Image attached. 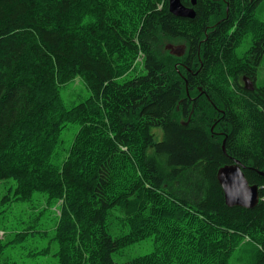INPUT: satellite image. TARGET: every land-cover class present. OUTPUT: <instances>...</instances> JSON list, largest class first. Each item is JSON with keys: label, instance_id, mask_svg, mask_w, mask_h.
<instances>
[{"label": "trees", "instance_id": "trees-1", "mask_svg": "<svg viewBox=\"0 0 264 264\" xmlns=\"http://www.w3.org/2000/svg\"><path fill=\"white\" fill-rule=\"evenodd\" d=\"M181 2L193 18L168 0H0V180L6 199L59 204L56 264H229L248 243L264 264V0ZM76 77L91 95L67 107ZM235 159L253 208L225 203L216 174ZM149 237L154 251L114 261Z\"/></svg>", "mask_w": 264, "mask_h": 264}, {"label": "rangeland", "instance_id": "rangeland-1", "mask_svg": "<svg viewBox=\"0 0 264 264\" xmlns=\"http://www.w3.org/2000/svg\"><path fill=\"white\" fill-rule=\"evenodd\" d=\"M259 15L260 18H258L261 21L264 20V7L260 8ZM251 35L249 34L244 38L243 43L236 50L237 54L241 55L245 52ZM167 44L180 45L184 43L169 41L165 43L164 47ZM165 49L167 48L165 47ZM133 74L131 72L119 80L122 81ZM258 74L264 75V59ZM60 94L65 105L72 107L85 101L91 95V92L86 87L84 81L80 77H76L60 87ZM77 129L78 125H68L62 130L60 139L65 147L70 144ZM160 138L161 133L159 131L157 132V139ZM13 184L14 181L12 179L0 180V243L10 241L14 237L15 232L22 231L26 228L33 233H28L20 242H10L2 247L0 249V264H56L57 259L55 253L57 251V244L53 240V235L60 209L59 204L52 202L46 203V195L42 193H34L33 199L29 202H15L10 200V198L6 199V196L9 195L8 190ZM116 223L117 221L109 225L110 232L113 236L118 234ZM251 246L252 243H248L245 246L247 248L245 252L243 251L244 249L238 250L237 248L231 254L229 264L250 263L254 254V252H250ZM44 247H48L45 255L32 254ZM152 251H154V243L152 237H149L114 253L113 259L117 263H124L134 257L148 254Z\"/></svg>", "mask_w": 264, "mask_h": 264}, {"label": "water", "instance_id": "water-1", "mask_svg": "<svg viewBox=\"0 0 264 264\" xmlns=\"http://www.w3.org/2000/svg\"><path fill=\"white\" fill-rule=\"evenodd\" d=\"M191 3L195 4V0H191ZM168 10L177 17L193 18L195 15L194 9L184 5L181 0H168ZM165 47L172 55L178 57L182 56L185 51L184 44H167ZM244 87L246 89L253 88L252 83L247 78H244ZM242 169L240 161L235 159L232 163L221 166L216 177L223 190L226 205L253 208L259 201L258 186L248 182Z\"/></svg>", "mask_w": 264, "mask_h": 264}]
</instances>
